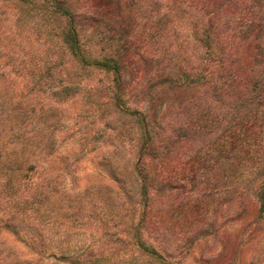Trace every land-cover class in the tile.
Wrapping results in <instances>:
<instances>
[{
	"label": "rangeland",
	"instance_id": "1",
	"mask_svg": "<svg viewBox=\"0 0 264 264\" xmlns=\"http://www.w3.org/2000/svg\"><path fill=\"white\" fill-rule=\"evenodd\" d=\"M31 1L0 0V98L38 121L25 148H0V220L13 214L34 224L44 215L46 226L32 242L0 229V248L19 260L33 258L31 264L65 258L160 264L143 254L146 247L170 264H249L256 247L247 236L258 242L264 225L254 207L244 208L227 190L239 177L237 167L229 173L227 145L171 135L190 121L199 95L170 89L159 100L153 112L163 134L160 156L144 159L150 180L136 171L145 166L138 165L143 127L117 107L121 100L143 102L160 90L161 73L195 63L182 12L166 17L159 0H104L101 10L112 4L126 12V29L81 24L96 57L130 45L117 87L111 72H83L62 43L64 20L31 18ZM99 1L82 0L81 8L89 15Z\"/></svg>",
	"mask_w": 264,
	"mask_h": 264
},
{
	"label": "trees",
	"instance_id": "2",
	"mask_svg": "<svg viewBox=\"0 0 264 264\" xmlns=\"http://www.w3.org/2000/svg\"><path fill=\"white\" fill-rule=\"evenodd\" d=\"M20 1L25 2V0ZM103 1H99L102 6L94 3L87 15L82 9V0H32L33 7L28 14L33 11L31 18L47 16L53 20H64L66 29L61 36L62 43L79 68L83 72L86 70L111 72L114 75L113 82L117 87H121L122 72L130 45L123 44L120 54L116 56L96 57L92 52V41L84 40L79 30L86 20L95 23L97 28L114 25L126 29V12L122 9L117 12L112 4L108 5V8L105 5L103 11L101 10ZM158 6L162 8L166 17L174 14L175 11L182 12L181 26H190L195 43L193 56L196 60L189 70L179 69L177 72L161 73L160 77L163 80L160 90L146 93L147 98L143 102L133 101L130 104V101H118L117 107L120 113L136 115L143 127L144 150L138 165L144 162L146 167L137 166V174L143 179H149L150 166L146 165L144 159L150 157L154 160L160 156L157 143L161 141L160 137L163 134L160 135L161 129L157 127L158 121L153 112L159 100L166 96L170 89L175 93L192 90L199 97L191 101L193 108L190 121L174 127L171 135L188 142H196L198 139L202 141L206 138L211 141V145L215 142L225 143L230 157L228 160L233 162L228 165L229 173L237 167L239 176L238 180L234 178L229 180L232 183H229L227 190L234 193L233 196L244 208L254 207L256 221L262 226L264 225V0H159ZM100 13L103 14L99 21L96 19ZM142 104L145 106L141 107ZM15 111L9 101L0 98V148L9 145L25 148L30 140V126L38 125V121L32 116L28 117L24 112L15 114ZM9 217L11 218L0 220V229L15 231V234L21 235L27 242L42 237L44 230L39 226H46L44 215L40 223L34 224L26 222L25 219H16L13 214ZM252 236L248 235L247 239L249 243H254L252 245H255L256 252L249 264H264V237L256 242L252 240ZM143 254L157 256L160 264H170L166 261L167 258H163V254H158L155 249L146 247ZM13 255L14 253L1 247L0 264L32 263L33 258L19 260L16 254L15 258ZM63 263L108 264V260L65 258Z\"/></svg>",
	"mask_w": 264,
	"mask_h": 264
}]
</instances>
